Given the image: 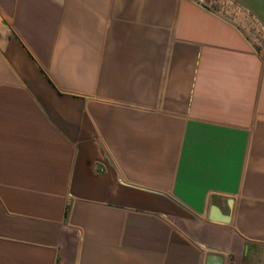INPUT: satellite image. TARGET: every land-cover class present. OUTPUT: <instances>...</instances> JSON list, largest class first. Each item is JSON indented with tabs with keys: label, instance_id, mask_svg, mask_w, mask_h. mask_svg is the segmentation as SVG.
Instances as JSON below:
<instances>
[{
	"label": "crops",
	"instance_id": "0c3cea01",
	"mask_svg": "<svg viewBox=\"0 0 264 264\" xmlns=\"http://www.w3.org/2000/svg\"><path fill=\"white\" fill-rule=\"evenodd\" d=\"M232 2L0 0V264H264V0Z\"/></svg>",
	"mask_w": 264,
	"mask_h": 264
},
{
	"label": "rangeland",
	"instance_id": "374dc122",
	"mask_svg": "<svg viewBox=\"0 0 264 264\" xmlns=\"http://www.w3.org/2000/svg\"><path fill=\"white\" fill-rule=\"evenodd\" d=\"M203 1L213 9L217 10L218 12H221L229 16H234L236 19L238 15L239 18L240 14H236L237 8L235 4L232 2V0H203ZM239 21H241L244 24L245 30L247 31L251 39L255 42V44L260 48L264 47V37L262 36L259 27H257V25L254 22L248 21L245 18Z\"/></svg>",
	"mask_w": 264,
	"mask_h": 264
}]
</instances>
